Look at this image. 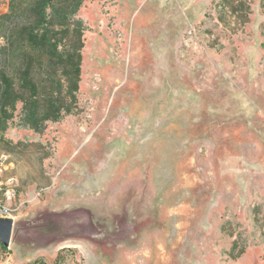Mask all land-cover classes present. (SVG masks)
Instances as JSON below:
<instances>
[{"label": "rangeland", "instance_id": "1", "mask_svg": "<svg viewBox=\"0 0 264 264\" xmlns=\"http://www.w3.org/2000/svg\"><path fill=\"white\" fill-rule=\"evenodd\" d=\"M79 17L77 114L37 133L19 104L0 130L25 203L0 264H264V0Z\"/></svg>", "mask_w": 264, "mask_h": 264}, {"label": "trees", "instance_id": "2", "mask_svg": "<svg viewBox=\"0 0 264 264\" xmlns=\"http://www.w3.org/2000/svg\"><path fill=\"white\" fill-rule=\"evenodd\" d=\"M88 1L94 0H4L5 11L0 12L1 131L8 129L19 104L20 126L37 133L50 122L77 114L88 31L79 13Z\"/></svg>", "mask_w": 264, "mask_h": 264}, {"label": "built area", "instance_id": "3", "mask_svg": "<svg viewBox=\"0 0 264 264\" xmlns=\"http://www.w3.org/2000/svg\"><path fill=\"white\" fill-rule=\"evenodd\" d=\"M187 31L188 41H183V50L194 48L195 44L200 43L202 37L199 26L192 25ZM8 162L9 156L0 152V218H12L17 221L25 203L18 201V179L15 176L6 174Z\"/></svg>", "mask_w": 264, "mask_h": 264}, {"label": "water", "instance_id": "4", "mask_svg": "<svg viewBox=\"0 0 264 264\" xmlns=\"http://www.w3.org/2000/svg\"><path fill=\"white\" fill-rule=\"evenodd\" d=\"M15 221L12 218H0V244L10 248L13 240Z\"/></svg>", "mask_w": 264, "mask_h": 264}, {"label": "crops", "instance_id": "5", "mask_svg": "<svg viewBox=\"0 0 264 264\" xmlns=\"http://www.w3.org/2000/svg\"><path fill=\"white\" fill-rule=\"evenodd\" d=\"M12 176H14V175H12Z\"/></svg>", "mask_w": 264, "mask_h": 264}]
</instances>
